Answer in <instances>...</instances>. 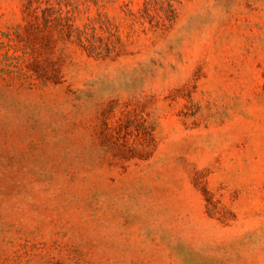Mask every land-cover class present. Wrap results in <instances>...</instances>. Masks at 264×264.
Wrapping results in <instances>:
<instances>
[{"label": "rangeland", "instance_id": "obj_1", "mask_svg": "<svg viewBox=\"0 0 264 264\" xmlns=\"http://www.w3.org/2000/svg\"><path fill=\"white\" fill-rule=\"evenodd\" d=\"M0 264H264V0H0Z\"/></svg>", "mask_w": 264, "mask_h": 264}]
</instances>
